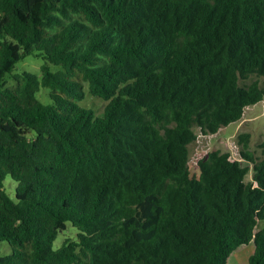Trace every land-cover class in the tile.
Masks as SVG:
<instances>
[{
	"label": "trees",
	"instance_id": "obj_1",
	"mask_svg": "<svg viewBox=\"0 0 264 264\" xmlns=\"http://www.w3.org/2000/svg\"><path fill=\"white\" fill-rule=\"evenodd\" d=\"M31 54L41 76L7 86ZM253 76L264 0H0V264H238L248 245L246 264H264V157L249 135L250 182L227 150L198 175L189 164L195 127L217 133L264 99ZM87 88L102 115L78 103ZM69 223L76 237L55 247Z\"/></svg>",
	"mask_w": 264,
	"mask_h": 264
},
{
	"label": "rangeland",
	"instance_id": "obj_2",
	"mask_svg": "<svg viewBox=\"0 0 264 264\" xmlns=\"http://www.w3.org/2000/svg\"><path fill=\"white\" fill-rule=\"evenodd\" d=\"M43 63L44 59L41 56L38 57L34 54L27 55L15 65L11 73L7 74L5 77L6 85L14 86L16 84L14 75L23 73L24 71L41 76ZM58 69L55 66L52 68L53 71H57ZM253 80H258L264 86V77L253 76L246 80V83H251ZM85 91L84 98L79 100L78 103L81 106L92 108L96 114L102 115L107 101L91 95L88 88ZM49 93V88L41 85L37 96L43 103L50 104L52 103V99ZM194 129L197 137L189 144V164L193 174H199L198 161L205 153L213 149H220L230 151L234 157L242 162L243 166L248 167L246 181L250 182L253 180L255 163L241 154L243 145L239 143L238 135L240 133H247L249 135L246 150L252 155L255 162L264 157V99L257 104L248 106L244 117L240 121L222 127L217 133L204 134L199 127H195ZM16 185L17 183L14 180L10 177L7 178L5 188L9 194L15 195ZM259 228H264V219L259 221ZM76 233L77 229L69 223L68 230L59 233L55 241V247H59L68 236L76 237ZM252 249L251 245L240 249L234 257L235 262L246 264L249 255L252 253ZM10 252V244L5 240L0 241V254H8Z\"/></svg>",
	"mask_w": 264,
	"mask_h": 264
}]
</instances>
